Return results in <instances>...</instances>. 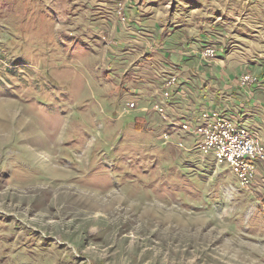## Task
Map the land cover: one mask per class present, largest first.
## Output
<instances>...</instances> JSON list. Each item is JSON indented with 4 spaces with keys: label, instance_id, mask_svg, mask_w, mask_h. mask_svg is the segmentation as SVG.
<instances>
[{
    "label": "rangeland",
    "instance_id": "374dc122",
    "mask_svg": "<svg viewBox=\"0 0 264 264\" xmlns=\"http://www.w3.org/2000/svg\"><path fill=\"white\" fill-rule=\"evenodd\" d=\"M0 48V264H264V163L197 138L264 142V0H0Z\"/></svg>",
    "mask_w": 264,
    "mask_h": 264
},
{
    "label": "bare ground",
    "instance_id": "6f19581e",
    "mask_svg": "<svg viewBox=\"0 0 264 264\" xmlns=\"http://www.w3.org/2000/svg\"><path fill=\"white\" fill-rule=\"evenodd\" d=\"M210 117L209 123L198 126L197 131L208 132L211 135V139L220 143H207L206 138H201L199 142L200 149L203 153H214V157L219 163L227 162L242 185L250 184L256 174V161L260 160V158L244 157L243 160H237L236 152H230L223 143H227V140L229 142H243L247 144L248 153H257L260 157H264L263 140L245 126L236 125L231 119L228 117L224 118L219 113L215 112ZM205 118H207V115ZM184 127L186 130L188 124ZM245 166H253L254 170L244 171Z\"/></svg>",
    "mask_w": 264,
    "mask_h": 264
},
{
    "label": "trees",
    "instance_id": "16d2710c",
    "mask_svg": "<svg viewBox=\"0 0 264 264\" xmlns=\"http://www.w3.org/2000/svg\"><path fill=\"white\" fill-rule=\"evenodd\" d=\"M45 13L46 12H44V16L42 18L39 17L34 18L32 14L23 12L15 7L13 10H10L5 15H3V17H5V19L11 20L12 24L15 25L14 32L17 33L18 31L22 30V33L23 31H27L30 33L31 31H33L35 39L37 41L38 40L50 41L55 47L59 48L63 45L61 42L57 40V38L53 36L54 34L53 31L51 30V25H50L51 17H47ZM33 18L36 19V22L34 23L31 22ZM9 43L10 45H15L14 42H9ZM6 53L7 52L2 51L0 48V55L3 56L5 59H9L8 61L11 65H18L25 57H27V55H25L23 58H19L18 56L15 55L12 57L11 55L8 56ZM17 68L11 70V73H16Z\"/></svg>",
    "mask_w": 264,
    "mask_h": 264
},
{
    "label": "built area",
    "instance_id": "2783aa9c",
    "mask_svg": "<svg viewBox=\"0 0 264 264\" xmlns=\"http://www.w3.org/2000/svg\"><path fill=\"white\" fill-rule=\"evenodd\" d=\"M254 81H256V78L252 77V75L250 74L244 75L241 79V83L243 85L252 83ZM130 106L135 107V102H131ZM164 119H168V117L164 116ZM183 122L187 123L190 126V128L195 129V123L187 120H183ZM197 138H206L207 143H213V144L220 143L219 141H214L213 139H211V135H209L208 132H204V131H197ZM223 145H225V148H228L230 152H236L237 160H243L244 157H257L260 158V160H262V162L264 163V157H260V155H258L257 153H248L247 144L243 142H229V140H227V143H223ZM253 170H254L253 166H245L244 169V171H253Z\"/></svg>",
    "mask_w": 264,
    "mask_h": 264
}]
</instances>
